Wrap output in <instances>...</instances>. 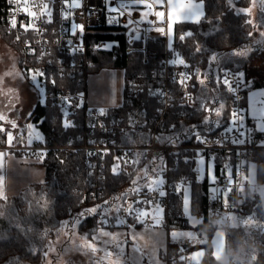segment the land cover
I'll return each instance as SVG.
<instances>
[{"label":"trees","instance_id":"trees-1","mask_svg":"<svg viewBox=\"0 0 264 264\" xmlns=\"http://www.w3.org/2000/svg\"><path fill=\"white\" fill-rule=\"evenodd\" d=\"M204 14L200 23L182 21L174 26V48L190 65L192 71L191 85L194 98L207 87L209 99L212 95L221 96V115L216 117L214 112L195 111V105L185 106L175 99L164 119V133L160 140L170 142L172 137H179L176 143L194 144V135H185L188 129L198 126L201 135L215 134L230 121V97L223 86L219 92L213 93L215 84L211 79L200 85L196 70L199 69V79H205L204 72L211 59V55H218L220 66H229L235 70H244L248 81L245 93L255 87H264V59L257 62L264 52V43L258 44L255 38L258 27L243 25L247 19L244 16L232 15L227 0H202ZM248 0H242L238 7H248ZM112 29L115 25L109 26ZM264 26H261L263 28ZM260 28V27H259ZM190 29L192 37L179 40L181 33ZM253 32V37L248 34ZM0 35L3 40L13 47L11 36L0 26ZM99 38L117 39L118 46L111 51H100L93 48V43ZM139 41L130 39L125 32L118 34H91L88 37V58L92 62L91 71L100 67H123L126 75L149 70L157 66L164 55V43L151 37L147 40V49L153 53L151 64L142 61L141 56L126 53L128 46ZM202 48L200 53L195 50ZM14 48V47H13ZM15 49V48H14ZM246 55L232 56L234 51H244ZM261 57V56H260ZM263 65V66H262ZM215 67V66H214ZM251 75H254L251 77ZM193 85H196L193 88ZM74 88H80L75 86ZM148 112L156 109V101L146 94ZM219 107V104L209 105ZM121 111L120 107L115 108ZM206 116L211 120H219L221 128H214L211 133L206 129L209 125L203 123ZM30 118L36 123L43 134L44 142L49 145H66L69 138L74 143H80L79 128L63 127L62 114L56 106H45L37 101ZM248 125L253 127L250 120ZM175 125V129L171 126ZM0 145L7 142V130L0 122ZM18 141V138H14ZM119 142L141 144L148 141V134L119 135ZM22 154L23 151H15ZM194 153V152H190ZM42 164L45 166L43 182H32L23 187L17 195L7 196V200L0 199V264H45L49 253L52 261L61 251L66 252L64 264H133L126 257L116 260L115 243L95 242L92 234L101 227L114 229L123 225V208L127 205L126 198L134 194L136 189L146 185V180L161 167V152L150 150H136L132 152L134 162L130 173L112 171L115 163L113 153L105 159V178L100 181L101 193L95 197L85 195L81 190L91 187L92 176L88 173L87 160L82 150L66 148L51 149L43 153ZM257 161V182L264 183V147L254 150ZM217 165L222 160L215 158ZM149 169L148 176L145 170ZM154 169V171H152ZM184 177H190V212L198 215L204 212L203 202L206 197V180H196L192 171V162L180 161L170 170L172 190L169 195V207L172 217L178 214L183 207V190L179 183ZM133 181H136L134 184ZM96 209L95 212L90 210ZM83 214V215H82ZM229 214L230 215H236ZM242 222L238 225L226 226L223 220L220 224L211 225L206 217L196 227L203 229L207 239L200 243L204 253L199 262L187 263L186 255L190 248L180 251V258L173 264H264V209L256 198L247 212L238 213ZM127 223L140 226L133 214H126ZM222 225L225 227V246L228 254L227 262H220L213 254L210 237L214 229ZM176 227V224L173 223ZM189 226L188 222L185 225ZM84 236L94 243L98 251L87 254L81 247ZM52 246V248H51ZM171 250L176 249L174 244L169 245ZM30 249L35 250V254ZM111 251V259H104V252ZM78 256V257H76ZM183 257V259H182ZM150 264V263H146Z\"/></svg>","mask_w":264,"mask_h":264},{"label":"built area","instance_id":"built-area-1","mask_svg":"<svg viewBox=\"0 0 264 264\" xmlns=\"http://www.w3.org/2000/svg\"><path fill=\"white\" fill-rule=\"evenodd\" d=\"M76 1H80L82 6L69 7ZM122 1L115 0L113 4L111 0H0V26L11 36L21 70L30 81L33 70H42L47 75L44 79L38 78L37 81H31L36 83L43 92L44 101L40 103L45 106L58 107L63 123L70 122L73 125L71 128L80 129L78 138L81 141L76 144L70 137L66 145H49L44 142L41 133L38 140L32 138L33 141L27 143L25 134L17 133L13 136L11 143L8 141L5 145H0V148L12 152L40 150L44 153L58 148L84 151L88 173L93 177L92 188L79 189V191L90 197L101 193L100 181L105 178V159L110 153H113L115 163H117L116 157H121L117 172L130 173L134 163L132 152L136 150L161 152V167L156 173H159V178L165 181L163 189L166 195L161 198L154 192H147L148 182L158 178L154 173L146 180L145 186L139 187V192L136 191L126 198L127 205L123 208V215L130 214L131 209L139 208L143 204L150 205L154 208L155 214L160 215V221L167 229L189 228L185 226L187 216L183 212V207L173 217L169 207V195L172 190L170 170L180 161L192 162V171L195 173L196 180H206L207 183L206 197L202 205L204 212L195 215L199 222L205 216L209 224L217 225L229 214L247 212L253 200L259 195L257 184L249 180L250 162L257 164L254 150L263 148L264 145L261 143L262 135L247 123L249 118L245 106V86L248 78L245 71L222 66L230 68L240 77V86L235 92H228L230 121L235 122L231 125L228 122L224 126H230L234 131L225 135L223 127L215 134L201 135L206 141L204 143L196 141L194 144H182L160 140L164 133V119L174 100L178 99L185 106L193 105L185 98V93H191L194 99L191 79L186 87L174 83L172 79L174 75L179 79L178 74L181 72L192 76L191 67L186 69L183 66L169 64V60L175 58V52H177L174 48V38L171 40L175 51H170L168 36L155 31L156 27H163L167 33L168 20L165 12L164 17L158 19L154 15L158 11V6L154 4L151 14L147 17L153 22L151 25L132 23L140 19L139 12L134 10L129 16L121 6ZM148 2L149 0H145V3ZM44 4H47L50 10V20L48 16H42L40 8L37 7ZM112 7L117 9L115 14L119 19V24H114L117 26L115 29L109 27L111 26L109 13L113 12ZM25 8L37 12V17H29ZM121 10L125 13L123 16L120 15ZM65 16L68 18L65 19ZM12 19L16 20L15 28L11 27ZM29 23H32L34 27L25 31ZM73 24H76L75 30L79 43H75L77 37L69 34ZM126 24L133 25L140 33L139 41L128 46L126 53L141 56L143 62L151 64L153 53L147 49V40L154 37L164 43V55L157 66L126 75L125 99L123 105L120 106L123 110L103 108L105 115L101 116V108L90 107L86 103V78L92 67L87 53L88 37L97 33L118 34L124 31ZM81 25H83L82 28ZM118 44L117 39L99 38L92 46L96 50L111 51ZM52 78L56 81L55 86L48 82ZM229 79L234 80L235 77L230 76ZM75 86H80V88H74ZM160 92L164 95H160ZM146 94L156 101V109L152 112H148ZM234 112L237 114L235 118L232 115ZM144 131L148 134V141L145 143L119 142L116 139L119 135H138ZM15 137L18 141L14 139ZM238 139L244 140V143L234 142ZM191 151L194 153H190ZM105 152L107 154H104ZM217 156L222 160L220 165L216 163ZM201 160L203 164L200 163ZM209 165L212 168L211 174L216 177L215 183L208 174ZM228 170H231L232 174L230 184L227 183ZM190 182V177H184L179 185H190ZM214 188L215 192H213ZM144 201L148 202L144 203ZM157 205L162 211L157 212ZM192 231L197 241L204 242L207 239V234L203 229L193 227ZM192 245L193 243L188 239L181 240L175 250L166 251L164 263L173 264L180 258L179 252Z\"/></svg>","mask_w":264,"mask_h":264},{"label":"crops","instance_id":"crops-1","mask_svg":"<svg viewBox=\"0 0 264 264\" xmlns=\"http://www.w3.org/2000/svg\"><path fill=\"white\" fill-rule=\"evenodd\" d=\"M176 2H180V0H176ZM185 2H187V0H185ZM191 2L203 4L202 0H191ZM148 3L155 4V0H149ZM156 5L158 6V11H163L166 13L168 20L169 9L167 7V4L165 3L163 7L159 6L158 4ZM121 6L126 10L129 16L134 12V10H137L141 18V13L144 11H148L142 6L138 7L136 5H133L132 0H123L121 2ZM201 11L204 14V7L201 9ZM116 17H118V15L112 13V19H109L110 25L118 24L119 19ZM175 24L173 25L172 36L168 37L169 39L174 38ZM123 29L124 31L122 32H125L130 39L136 40L140 36V33L131 24H126ZM125 77L126 72L125 68L123 67L103 66L97 70L90 71L86 78L85 85L87 105L90 107L95 106L99 108H117L123 105L125 99ZM245 106L247 109V116L252 122L253 128L256 130L254 125H258L261 121H264V116H261L259 111L260 109L264 108V87H255L247 91L245 97ZM259 133L262 135L261 143L264 145V133ZM0 153L4 154V168L2 170V174L5 176L6 196L17 195L19 191L29 183L44 181L46 170L45 166L42 164V158L30 157L25 154L24 151L20 155L16 154L15 152H6L2 150H0ZM211 170V165H209L208 174L211 173ZM256 170L257 164H255L254 162H250L249 176H253L250 181L252 183L258 184ZM258 200L261 202L264 209L263 202L259 195ZM146 206L151 207V209L153 210V218H157L160 221V215L155 214L154 208L150 205ZM186 216L187 222L189 224L188 227H196V225L199 223V219H197L195 215L191 214L190 205L189 213L186 214ZM135 217L136 220L141 223L140 226H136L133 223H127V221L124 222V219L122 218L123 225L114 229L101 227L95 233H93H109L108 236H101L95 242L110 241L111 243L119 245L120 248L123 249V254L119 259L122 260L126 257L133 264H146L147 262L150 264H165L164 258L166 257V251L171 250L169 245L174 244L175 246H177L181 240L188 239L186 237L173 238L172 235L173 232H176L177 230L186 231L185 229H167L162 225V223L160 224V222L149 224L147 222L145 223L144 221H141L140 219L138 220V216ZM200 242L195 238L194 244L198 245ZM190 253L191 250L188 251L187 255H190ZM187 258L188 256H186V259ZM187 263L191 262L187 261Z\"/></svg>","mask_w":264,"mask_h":264},{"label":"snow or ice","instance_id":"snow-or-ice-1","mask_svg":"<svg viewBox=\"0 0 264 264\" xmlns=\"http://www.w3.org/2000/svg\"><path fill=\"white\" fill-rule=\"evenodd\" d=\"M242 2V0H227V5L229 7V10L231 11L232 15L234 16H244L247 17V19H245L243 21V25H248V26H252L253 21L251 19H249L250 17V11L249 9L251 8L252 4H253V0H248L249 2V9L243 8V7H238V5ZM111 3H115V0H111ZM165 3L167 4V7L169 9L168 12V23H167V33H165V29L163 27H156L155 31L161 33L162 35H167L168 37L172 36L173 33V25L175 23L178 22H182V21H192L195 23H200V20L203 16V12L201 11V9L203 8V4L202 3H192L191 0H187V2H185V0H180V2H176V0H155V4H158L159 6L163 7L165 5ZM255 3L257 5V7L259 8V13H260V19L258 21H256V26L259 28L261 26H264V0H260L259 5L257 4V0H255ZM132 4L136 5V6H143L144 8H146L148 11H144L141 13V18L137 21H132V23H147L149 25H151L153 22L151 20H148L147 17L151 14V10L154 7L153 3H145V0H132ZM81 3L77 4V2L73 3L72 5H69V7H73V8H79L81 7ZM40 8L41 11V15L42 16H48L49 20L51 18L50 16V10L48 8L47 4H44L42 6H37ZM113 12H115L117 9L115 7L111 8ZM29 17L32 18H36L37 17V12L35 11H30L27 8L24 9ZM125 13L123 12V10H121L120 15L123 16ZM130 14V13H129ZM154 15L158 18L161 19L164 17L165 13L163 11H156L154 13ZM65 19H67L68 17L65 16ZM11 27L15 28L16 27V20L12 19L10 21ZM75 25L73 24L69 34L72 35L73 37H77V32L75 30ZM34 27V25L32 23H29V25L25 28V31H27L29 28ZM83 27V25H81V28ZM261 37H264V35H262L261 33H259ZM254 33L251 32L248 34V37L251 38L253 37ZM193 36V32L192 31H187L184 35H181L179 37V39L181 41H184L186 39V37H192ZM17 39H19V37H17ZM66 43V41H65ZM75 43H79V38H76ZM259 43V41H258ZM169 49L170 51H175V49L173 48V43L172 40L169 39ZM202 51V48H198L197 50H195L196 53H200ZM248 52V49H245L244 51H234L231 53L232 56H243L246 55ZM169 64L171 66H183L184 68H190V65L186 63L185 59L181 56V54L179 52H175V58H172L169 60ZM215 66V67H214ZM179 75V79H177V76L174 75L172 77L174 83H178L180 84L182 87H186L187 86V82L192 78V76L190 74H186L184 72H181L178 74ZM196 75H197V80L198 83L200 85H205V80L207 79H211L213 81V83L215 84V87L212 89L213 93L219 92L220 88L223 86H226V90L227 92H235L236 88H238L240 86V77L239 75H237L235 72H233L230 68H225L220 66L219 63V58L218 55H211V59L205 69L204 72V76L205 79H199V69L196 70ZM46 74L42 71V70H33L32 74H31V81H37L38 78L44 79L46 78ZM235 77L234 80H230L229 77ZM49 83H51L53 86H55V79L52 78L50 80H48ZM235 85V87H234ZM35 86V84L33 85ZM43 87V85H42ZM196 85H193V88H195ZM160 95H164L163 92L159 93ZM255 95V93H254ZM185 98L189 101L192 102L193 105H195V111L199 112V111H204L207 113H213L215 114L216 117H220L221 115V106L222 104L219 103V100L223 98V95L221 96H216V95H212L211 99H209V94H208V90L207 87L203 88L201 90V94L196 96L194 99L191 95V93H185ZM213 104H219V107H210L209 105H213ZM260 114L261 116H264V108L260 109ZM100 115L103 116L105 115V110L103 108L100 109ZM233 117H236V113H232ZM6 117H3L2 115H0V120H5ZM235 121H229V124L231 125L232 123H234ZM203 123L205 125H209V127L206 129V131L208 133H211L213 131L214 128H221V122L219 120H211L209 116H206ZM63 127H71L73 126L70 122H64L62 124ZM13 127H15V124H13ZM101 127H103V125H101ZM173 129H175V125L171 126ZM254 127L256 128V130H258L261 133H264V121H261L258 125H254ZM4 131V129L0 128V132ZM224 134L227 135V133L234 131V129L230 126L228 127H224L223 128ZM185 135H194L196 138V141L199 143H204L206 142L204 137L201 136L200 134V130L198 128V126H193L191 129L187 130V133ZM7 139L9 141V143H11L13 137L11 135V133H7ZM179 139V137H172L170 142H177ZM236 143H244V140L242 139H238L237 141H234ZM103 143V142H102ZM104 154H107L106 152ZM199 154V153H198ZM3 160H4V154L0 153V199L3 200H7V196L5 194V176L2 174V170L4 168V164H3ZM121 160V157H116V161L117 163H115L113 165L112 171L114 173H116L119 169V161ZM136 162V161H133ZM201 164H203V160L200 161ZM154 171V169L152 170ZM149 174V169L146 168L144 175L148 176ZM157 175V179L154 180H150L147 184V192H154L158 195V197H164L166 195V192L163 189V185L165 183V181L162 178H159V173H156ZM228 179H227V183L230 184L232 181V174H231V170H228ZM210 178L212 180L213 183H215L216 177L215 175H212L210 173ZM133 183L135 184L136 181H133ZM183 183V182H182ZM137 192L140 191V188L136 189ZM216 189H213V192H215ZM148 201H144V203H147ZM91 212H95L96 209H92L90 210ZM162 211L159 206L157 205V212ZM183 212L185 214L189 213V196L187 193V190H185L184 193V199H183ZM83 215V214H82ZM147 215V213H140V216H145ZM157 223H159V220L157 219L156 221ZM109 233L108 232H100L99 234H93L92 236V240L96 241L98 240L101 236H108ZM173 238H176L177 236H181V237H187L189 239H194L193 235L191 232H186V233H173ZM222 239V237H221ZM105 243H110V241H106ZM81 247L84 248L86 250L87 254H94L98 251V249L95 247L94 243L89 242V240L87 239V236H84V239L82 241ZM139 250V249H137ZM30 251H33V254H35V250L34 249H30ZM123 254V249L120 248L119 245L116 246V256L117 259L119 260L120 256H122ZM48 252H44V256L47 257ZM113 256V252L111 251H105L104 252V259H111V257ZM202 256V252H197L193 255V257L191 259H195L197 257H201ZM183 259V257H182Z\"/></svg>","mask_w":264,"mask_h":264},{"label":"rangeland","instance_id":"rangeland-1","mask_svg":"<svg viewBox=\"0 0 264 264\" xmlns=\"http://www.w3.org/2000/svg\"><path fill=\"white\" fill-rule=\"evenodd\" d=\"M76 2L77 4L80 3V1H76ZM259 3L260 0H257L258 5ZM244 8L249 9V6ZM249 11H250L249 19H251L253 23L256 24L257 23L256 21L260 19V13H259V8L255 3V0H253V4L249 9ZM112 13L114 14L115 12ZM112 13H109L110 20L112 19ZM257 30H258V34L257 37L255 38V41L257 43L259 41L258 44L260 45L264 43V37H261L259 33L264 35V27L263 28L260 27ZM260 56L257 62H260L262 59H264V52ZM253 76L254 75H251V77ZM34 84L35 86H33ZM37 101L39 102L44 101V95L42 90L38 87L36 83L31 82L29 79H27L26 75L23 73V71L19 66V59H18V55L16 54V51L14 50L13 47L8 45L0 35V115L6 117L5 120H0V122L6 128L7 133L10 132L12 137L17 133H23L25 134V138H26L25 141L27 143L33 141L32 138L38 140L41 137V131L38 127V123L34 122L32 118H30V112ZM13 124H15V127H13ZM7 143H8V139H7ZM0 150L6 152H12L11 150L8 151L3 148H0ZM24 153L30 157H35V158H42L44 155L43 152L40 150L29 151V152L24 151ZM252 177L250 175L249 180ZM181 187L183 189V199H184L185 190H187L189 196V205H190V187L189 185L186 186L184 185ZM256 188L264 205V183L263 184L258 183L256 185ZM129 213L133 214L134 217L138 216L137 219L138 220L140 219L145 223L147 222L149 224H152L157 221V218H153L154 213L151 207L146 206L144 204L141 205L139 208L131 209ZM140 213H147V215L140 216ZM122 218L124 219L125 222L126 219L123 214H122ZM224 221L226 222V226H232V225L240 224L242 222V219L237 213L236 215L226 216ZM159 222L161 224V221ZM185 230L186 231L177 230L176 232L173 233H177V234L186 233V232L192 233L194 239L188 238V240H190L193 243V245L190 247L191 250L190 255H186L188 256L187 261L198 262L201 260L203 256L204 248L203 246L200 245L201 242L198 245L194 244L195 236H194V232L192 231V228H188ZM177 237H181V236H177ZM210 240H211L214 256L222 263L227 262L228 254L225 246V227L222 225L217 226L214 229L210 237ZM50 252L51 250L48 251L47 260L45 264H64L67 255L66 252L61 251L59 254L56 255L53 261L52 259H50L49 256ZM197 252H202V256L197 257L195 259H191L193 255Z\"/></svg>","mask_w":264,"mask_h":264}]
</instances>
